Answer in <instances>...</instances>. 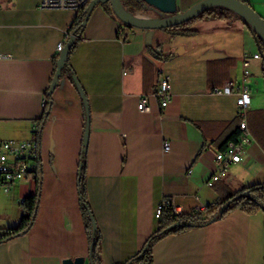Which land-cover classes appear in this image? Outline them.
Wrapping results in <instances>:
<instances>
[{
  "label": "crops",
  "instance_id": "obj_1",
  "mask_svg": "<svg viewBox=\"0 0 264 264\" xmlns=\"http://www.w3.org/2000/svg\"><path fill=\"white\" fill-rule=\"evenodd\" d=\"M40 1L0 0L3 139L33 136L48 101L57 46L78 13L39 8ZM199 1L176 0L180 11ZM245 1L264 17V0ZM190 28L196 33L128 27L99 4L71 54L89 104L85 181L101 233L102 264L123 263L141 249L159 227L156 211L166 199L177 213L192 214L264 181V76L256 39L235 14L196 20ZM162 72L172 93L166 106L155 95ZM229 82L234 92L245 87L251 93L246 120L252 139L243 160L223 171L217 152L241 118L236 93L212 91ZM143 97L148 110L138 108ZM50 100L41 130L34 221L27 232L0 243V264H69L77 258L91 264L78 190L86 110L68 74ZM219 170L220 178L209 185ZM34 193L39 184L26 179L0 194V231L20 223L21 203ZM153 259V264H264V213L235 207L204 226L166 235L154 244Z\"/></svg>",
  "mask_w": 264,
  "mask_h": 264
},
{
  "label": "trees",
  "instance_id": "obj_2",
  "mask_svg": "<svg viewBox=\"0 0 264 264\" xmlns=\"http://www.w3.org/2000/svg\"><path fill=\"white\" fill-rule=\"evenodd\" d=\"M122 2L124 3L126 8L131 13H135L136 11H141L143 9L144 2L142 0H122ZM100 4L104 5L111 13L114 14L109 0L104 3H100ZM88 12L89 10H88V4H87L78 11L74 22L71 24V26L68 29V36L69 38L71 36L74 37V43L69 52L68 59L65 62L62 68L61 74H60V78L63 77L65 74H68L70 78L72 79L73 83H75V85L77 86L78 90H79V86L77 82L78 79L75 74V71L70 65V57H71V54L77 42L83 37L85 26L88 21V20L85 21L88 15ZM232 14L237 15L235 12H233L232 10L228 8L214 6V7L204 10L199 15H197L193 19L183 24L176 25V26L169 27V28H164L163 30H166L169 33L174 34V35H193L194 33H196V31L191 29L190 25L194 21L209 20V19H227ZM237 17L244 22L246 27L249 29L251 34L256 39L261 57L263 59L262 72L264 76V42L257 35V33L251 28V26L248 23H246L240 16L237 15ZM58 58L59 56H57L55 60V69H54L53 76L51 78L50 88H51L53 78L56 74ZM50 88L48 90V101L45 104L42 117L38 120L40 129L37 130L34 135L35 138L39 142L41 140V130H42L43 122L47 119L49 115V111H50V106H51ZM82 99H83V103L85 106L86 119H87L88 115H87L86 103H88V99H87L86 93H85V96L82 97ZM240 121L241 120H239V129L235 130L232 133V135L226 142V145L228 144L229 141H237L239 139L241 135ZM86 165H87V146L83 142V149L81 152V161L79 164V174H78V177H79L78 178V190H79V197H80V206H81V210L83 213L84 221L86 224V230H87V234H88L89 242H90V249H89L90 263L91 264H102L101 256H100L101 233L98 227H96L95 229L93 227V222L95 221V218L93 216V212L91 210L88 197H87L86 181H85ZM37 184H39V181H37ZM37 203H38L37 193H34L26 197L22 201L21 208H22L23 214H22L20 223L14 227H10V228L2 230L0 233V243L12 237H15L17 235H20L21 233L28 231L30 229L34 221ZM225 204H228V206L221 213L220 211L221 207ZM235 207H238L246 211L247 213H253L259 210L264 213V181L246 186L240 189L239 191L228 196L226 200L216 205H208L205 208V210L200 211V212H195L192 214L176 213L175 210L173 209L172 203L165 204L163 206V210H162V214H161L160 222H159V227L157 228V230H155L150 235V237L146 240V242L141 247V249L134 256H132L127 261L120 263V264H153L154 262L153 246L159 239L171 233H179V232L185 231L191 227L204 226L210 223L212 218H215V217L216 219L220 218L224 216L229 210Z\"/></svg>",
  "mask_w": 264,
  "mask_h": 264
},
{
  "label": "built area",
  "instance_id": "obj_3",
  "mask_svg": "<svg viewBox=\"0 0 264 264\" xmlns=\"http://www.w3.org/2000/svg\"><path fill=\"white\" fill-rule=\"evenodd\" d=\"M90 0H41L39 8L53 9H73L79 11ZM68 33L64 41L57 46L58 52H61L68 41ZM256 57H261L260 53L255 54ZM247 64V63H246ZM234 85L229 82L222 88H214L213 93L237 94L238 116L241 118L240 128L241 135L237 141H229L223 150L217 152L216 160L219 167L224 171L231 163L240 162L243 160V152L245 146L251 141L252 135L248 127L246 115L248 108L251 105V93L243 87L234 92ZM155 95L160 99L162 106L169 104L172 98L170 79L163 72L160 75L158 86L155 90ZM139 110H148V99L143 97L138 103ZM40 129L39 123L36 122L33 126V136L30 139H3L0 137V194L8 192L11 185L19 180L38 181L40 175V142L35 138V132ZM164 151L169 152L171 145L169 141L164 142ZM218 167V168H219ZM221 176L215 171L212 179L208 182L212 185L213 182ZM172 203L175 212H178L177 206L170 200L166 199L161 203L156 211V217L160 218L165 204ZM206 208V207H205ZM205 208H201L205 210ZM182 214V213H179ZM1 233V231H0Z\"/></svg>",
  "mask_w": 264,
  "mask_h": 264
},
{
  "label": "water",
  "instance_id": "obj_4",
  "mask_svg": "<svg viewBox=\"0 0 264 264\" xmlns=\"http://www.w3.org/2000/svg\"><path fill=\"white\" fill-rule=\"evenodd\" d=\"M108 0H91L88 4V15L85 19L87 21L93 9L100 3H104ZM111 3L112 10L114 14L119 18V20L127 25L128 27H134L139 29H164L173 27L176 25L183 24L197 15H199L204 10L214 7L220 6L225 7L233 12H235L238 16H240L246 23H248L251 28L257 33V35L263 40L264 42V17L261 16L247 1L245 0H201L188 8L187 10L180 11L177 7L176 0H143L147 4L155 7L158 9L159 12L163 13L165 16L151 18L142 16L139 14L131 13L122 3V0H109ZM74 37L71 36L68 41L66 42L63 50L59 54V58L57 60V70L56 74L53 78L50 93L53 92L55 87L58 85L60 80V74L65 62L68 59L69 52L73 46ZM79 86V92L81 93L82 97L85 96V92L77 80ZM87 108V125L85 130V137L84 143L87 146L88 142V134H89V122H90V115H89V104L86 103ZM39 193L40 195V185H41V175H39ZM228 204H225L221 207V213L227 208ZM215 218H212L211 221H215ZM94 229L97 227L96 222H93ZM27 232V231H25ZM23 232V233H25ZM21 233V234H23ZM69 264H84L83 258H77L75 260H70Z\"/></svg>",
  "mask_w": 264,
  "mask_h": 264
},
{
  "label": "rangeland",
  "instance_id": "obj_5",
  "mask_svg": "<svg viewBox=\"0 0 264 264\" xmlns=\"http://www.w3.org/2000/svg\"><path fill=\"white\" fill-rule=\"evenodd\" d=\"M91 1V0H90ZM89 1V2H90ZM143 1V0H142ZM88 2V4H89ZM144 2V1H143ZM123 3V2H122ZM111 5V3H110ZM124 5V3H123ZM125 6V5H124ZM126 7V6H125ZM143 10L140 12V13H134V14H139V15H146V14H153L155 15L156 17H163L165 16L163 13L159 12L158 9H156L155 7L147 4L146 2H144V5H143Z\"/></svg>",
  "mask_w": 264,
  "mask_h": 264
}]
</instances>
